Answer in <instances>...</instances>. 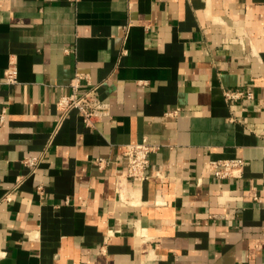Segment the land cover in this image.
Here are the masks:
<instances>
[{
	"label": "crops",
	"instance_id": "obj_1",
	"mask_svg": "<svg viewBox=\"0 0 264 264\" xmlns=\"http://www.w3.org/2000/svg\"><path fill=\"white\" fill-rule=\"evenodd\" d=\"M76 73L110 103L96 128L57 108ZM5 107L0 264H264V0H0ZM143 140L136 184L115 160Z\"/></svg>",
	"mask_w": 264,
	"mask_h": 264
},
{
	"label": "built area",
	"instance_id": "obj_2",
	"mask_svg": "<svg viewBox=\"0 0 264 264\" xmlns=\"http://www.w3.org/2000/svg\"><path fill=\"white\" fill-rule=\"evenodd\" d=\"M4 82L16 83L18 81V68L16 64L6 70ZM87 77L81 73H76L71 82L72 91L69 94L62 95L56 102L57 108L61 112V119L65 118L71 111L77 110L81 116L83 124L88 128H96L97 124L106 117L111 115V106L109 102L103 101L98 96L100 84H90V86L80 91L82 82ZM88 81V80H87ZM226 101L237 103L244 100L254 98V92L250 87L245 88H228L224 90ZM6 107L0 112V122H4L6 118ZM177 111L171 112L176 114ZM157 149V146L151 144L148 140L127 144L123 152L116 158L119 164L126 169L125 178L133 183H141L146 178V172L150 164V154ZM43 157L27 156L23 159L24 165L31 171L35 172ZM109 160L106 158H98L97 163L100 167H104ZM248 164L247 160L242 157L226 158L212 160L210 168L212 174L218 179H234L242 177L244 169ZM42 188V186H39ZM5 200H12V192L5 195Z\"/></svg>",
	"mask_w": 264,
	"mask_h": 264
}]
</instances>
